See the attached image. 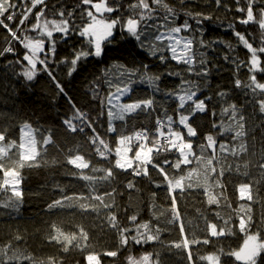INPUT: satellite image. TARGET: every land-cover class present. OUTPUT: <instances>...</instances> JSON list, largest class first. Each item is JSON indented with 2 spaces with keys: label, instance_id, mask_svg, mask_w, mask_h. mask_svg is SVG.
<instances>
[{
  "label": "trees",
  "instance_id": "trees-1",
  "mask_svg": "<svg viewBox=\"0 0 264 264\" xmlns=\"http://www.w3.org/2000/svg\"><path fill=\"white\" fill-rule=\"evenodd\" d=\"M38 1L0 0V264H264V251L237 256L248 235L264 242V0H106L114 11L101 16L100 0ZM94 17L120 24L69 76L76 52L94 51L78 35ZM130 19L139 41L121 27ZM54 24L69 34L39 36ZM177 28L192 62L151 55ZM34 39L50 74L38 64L28 82ZM23 125L36 135L27 159ZM169 129L190 142L188 161ZM12 170L15 193L2 183Z\"/></svg>",
  "mask_w": 264,
  "mask_h": 264
},
{
  "label": "rangeland",
  "instance_id": "rangeland-1",
  "mask_svg": "<svg viewBox=\"0 0 264 264\" xmlns=\"http://www.w3.org/2000/svg\"><path fill=\"white\" fill-rule=\"evenodd\" d=\"M42 0H39L38 3H40ZM96 7H93L92 4V9L94 11V13L97 16H101L103 15L105 12L103 11V7L105 5H102L100 3H96L95 4ZM101 19H99L98 17H94L90 20V23L87 24L86 26H84V28H88V26L90 24H92L94 21H100ZM106 22V21H105ZM263 26H264V21H263ZM57 29H63V26L61 27V25L59 24H54L51 25L49 27H47L45 30H43V32H40L39 36H43L45 38H47L46 35H49L53 32H57ZM46 34V35H45ZM159 36L160 40H156L157 42H164L165 44H159L160 47L159 48H155L156 50H159L161 48H166L168 49V44H171L172 47H178V49H180L179 52V57H180V61H189L192 62V54H190V45H189V41L187 39H181L179 37V34L177 31H173V32H163L160 31L159 34L157 35ZM177 40L179 41V44H177ZM43 42L44 40L41 39H34V40H30V41H26V45L28 48H30V51L35 55V52L37 51H41L43 48ZM103 42V41H102ZM101 42V43H102ZM169 42V43H168ZM167 44V46H165ZM170 52V51H169ZM171 54V52H170ZM175 54V53H173ZM172 55V54H171ZM261 91L263 90V88L260 89ZM118 99H116L115 101H117ZM110 103H113L111 101H109ZM116 106H119L117 104V102H115ZM180 125L181 127H183L184 130H186V133L188 136L192 137L194 133L193 130L189 127L188 123H187V118L183 117L180 119ZM167 129L169 128V126L167 125L166 127ZM168 134H170L173 138V142H182L181 147L178 149V154L180 156V158L182 159V161H188L190 155L192 154V150L190 149V142L183 140V131L182 130H177V129H169L168 130ZM2 139V137H0V140ZM176 146H178V143L175 144ZM19 157L20 158H30V157H34L35 153H36V135L34 133V131L28 126V125H23L20 129V145H19ZM148 157V153L147 151H143L142 153H139L138 157L139 159H144L147 160ZM121 159V158H120ZM76 165H78L80 168L84 167L85 165L81 162V161H76L75 162ZM120 166H126L127 165L125 163H119ZM15 169V167L13 168ZM12 175L7 176V179H3L4 184H8L12 191L15 193L16 192V188H17V180H15V174L13 172V170L11 171ZM249 189L248 188H244L241 189V194L242 197H246L249 198ZM264 251V242H259L257 237L254 235H248L246 237V240L243 244L242 249L240 250V252L238 253V259L242 260L244 262L247 263H252L253 260L255 259V257H257V255H259L260 253H262ZM207 260L210 264H217V258L215 256H208ZM88 264H98V261L95 257H89L88 258Z\"/></svg>",
  "mask_w": 264,
  "mask_h": 264
},
{
  "label": "snow or ice",
  "instance_id": "snow-or-ice-1",
  "mask_svg": "<svg viewBox=\"0 0 264 264\" xmlns=\"http://www.w3.org/2000/svg\"><path fill=\"white\" fill-rule=\"evenodd\" d=\"M13 2L12 0H9V4L11 5ZM83 3L88 5L92 3V0H83ZM102 5H105L103 7V11L107 12V13H111L114 11V9L112 7H108L106 6V0H100L99 2ZM256 3H259V0H256ZM18 4V0L17 3ZM93 7H96L95 4H92ZM144 7H147V5H144ZM264 10V9H262ZM237 12H243V9L238 7L237 8ZM16 13H14L15 15ZM8 13H5V16H7ZM89 15H91V13H89ZM5 17L0 16V20H4ZM243 22V21H241ZM117 24H120V21L118 20H110L108 22H105L103 20L100 21H94L92 24H90L88 26V28H84L82 27L79 32L78 35L82 38L85 39L86 43L88 45H91V48L94 49V51H92L91 49L88 51L85 50H81L76 52L75 54V58L71 60V68L69 69V76L72 75V73L76 70V66H77V62L83 58H87L89 56H95V57H100L102 54V47H101V42L102 41H108L109 38L113 37V29L116 27ZM122 29L125 30L130 36L135 37L138 41L140 40L141 34L138 33V27H137V22L135 20L130 19L127 24H123L121 25ZM58 32L64 33L65 35L69 34L70 29L69 28H64V29H57ZM177 32L181 31L180 28L176 29ZM156 40H160L159 36H156ZM110 42V41H109ZM177 44H179V41L177 40ZM44 45H45V41L43 42V48L41 51H37L35 52V55L37 57L36 62H31L29 60V58L27 56L24 57V61H26L27 63L31 64V68H24L21 73H19V75L23 76V78L25 79V81H33L35 79V77L37 76V74L40 72L38 70L37 65H43V69L45 71H48L50 74V69H49V63L50 60L47 58V56L44 59H40L38 57V53L43 52L44 51ZM27 47V46H26ZM56 50V42L54 40H51V48H50V52L51 53H55ZM168 50L171 52L172 56L171 58L177 62H180V57H179V52L180 49H178V47H172L171 44L168 45ZM159 51H163V49H159ZM175 53V54H173ZM156 54V49H153L151 51V55H155ZM160 60L161 62H163L165 60V57L163 55L160 56ZM61 63H65V61H61ZM125 73H127L130 76H134L136 75L135 71H130L128 69H124L123 72H121V75L123 76ZM179 75V73L177 74ZM143 77V76H142ZM152 77H148L149 83L152 82ZM143 80V79H141ZM57 84V89L58 94H63L64 90L62 88V86L59 84V82H56ZM93 98H97L96 94L94 93ZM207 99H210L207 98ZM145 103L150 104L151 101H145ZM203 103V102H202ZM204 108H201V111H204ZM67 119V118H66ZM194 134V133H192Z\"/></svg>",
  "mask_w": 264,
  "mask_h": 264
},
{
  "label": "bare ground",
  "instance_id": "bare-ground-1",
  "mask_svg": "<svg viewBox=\"0 0 264 264\" xmlns=\"http://www.w3.org/2000/svg\"><path fill=\"white\" fill-rule=\"evenodd\" d=\"M163 138H166V139H167V142H164ZM159 142H160V144H162V145H167V144H169V142H170V138H169V136H168L166 133H163V134H161V136H160V138H159ZM159 142H158V143H159ZM180 147H181V144H178V146H176L175 149L178 150ZM118 158H119V157H118ZM124 163H126V162H124Z\"/></svg>",
  "mask_w": 264,
  "mask_h": 264
},
{
  "label": "built area",
  "instance_id": "built-area-1",
  "mask_svg": "<svg viewBox=\"0 0 264 264\" xmlns=\"http://www.w3.org/2000/svg\"><path fill=\"white\" fill-rule=\"evenodd\" d=\"M163 140H164V142H167V139L166 138H163ZM120 160L123 161V162H126V163L131 162L130 160H126V159H120Z\"/></svg>",
  "mask_w": 264,
  "mask_h": 264
}]
</instances>
